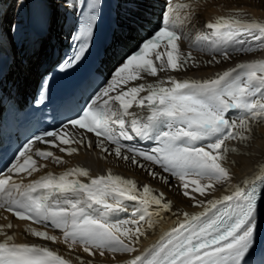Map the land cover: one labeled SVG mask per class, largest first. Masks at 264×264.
Segmentation results:
<instances>
[{"label":"snow or ice","instance_id":"6c2138e0","mask_svg":"<svg viewBox=\"0 0 264 264\" xmlns=\"http://www.w3.org/2000/svg\"><path fill=\"white\" fill-rule=\"evenodd\" d=\"M87 7L90 14L73 34V39L78 42L76 52L57 65L58 71L63 72L68 66L79 64L91 47V41L86 37L90 38L94 34L98 16L91 12L94 7L91 0ZM206 28L210 31L198 36L197 40L207 41L208 50L219 53L225 59L229 57V48L233 44L238 46L233 50L239 52L264 47V23L218 17L214 22L207 23ZM245 35L257 42L255 48L242 38ZM179 39L175 25L166 23L138 51L126 58L115 72L112 82L94 98H90L91 104L82 107L77 113L78 118H70L64 128L72 126L76 132L86 129L97 137L102 136L105 141L116 146L115 155L120 157L123 148L121 138L130 140L132 134L151 138V133L163 124L167 130L157 133L155 139L159 146L151 153L136 149L128 151L158 165L164 172L182 181L186 189L185 196L190 194L187 191L189 177H193L190 183L196 186L195 191L204 195L206 189L213 187V181L230 179L229 170L222 166L221 161L226 151L223 148L225 141L237 138L231 131L237 125L230 122L226 114L231 109H239L253 116L264 114V60L241 63L210 79L178 80L170 76V87H165V81L160 80L154 85L140 84L129 91L121 89L116 95H110L116 91V85L137 80L141 73L156 76L158 68L154 65L152 55L161 61V71L168 68L173 71L184 70L193 57L190 52L186 56L180 53ZM165 41L166 62L162 60L164 52L157 51ZM168 46L171 50H167ZM48 80L46 75L41 83V96L47 93ZM145 88L149 94L137 99ZM117 101L119 112L114 111L110 103ZM133 103L142 108L146 106L150 114L143 118V122L133 117L126 127L124 117L132 115L129 109ZM240 124L245 125V121H240ZM114 125L119 126L118 130ZM57 135V132L45 133L48 137ZM240 138L247 139L245 136ZM36 140L44 141V136H37ZM32 143L25 145L26 150L20 152L21 157H26L25 164L32 160L27 155ZM64 143L69 141L64 140ZM80 143L85 141L80 139ZM69 151L77 150L73 148ZM104 151L108 152V149L104 148ZM38 155L48 158L53 154L39 152ZM123 158L129 159L128 156ZM133 163L144 167L135 159ZM37 170L35 161L29 168L14 164L10 169L14 172L26 171L29 176ZM149 175L155 178L158 174L150 170ZM81 176L89 177V182H82L79 179ZM11 179L10 176L0 179V208H6L21 220L41 224L50 222L63 232L66 243L69 240L72 242L69 247L80 243L84 246L83 251L93 256V249L99 250L101 256L106 251L137 253L136 244L139 237L144 235L139 221H145L146 217L152 215L148 205L171 208L170 203L164 202L163 193L153 194L154 190L148 185L141 192L136 181L111 172L107 176L91 178L85 169H71L58 177L48 174L27 186L14 182L10 184ZM201 180L207 183L201 186ZM228 191L231 194L208 200L206 204L198 201L205 207L204 212L196 215L184 213L182 222L164 233L157 243L133 255L127 264H247L256 245L258 212L264 208V176L245 180L242 186L230 185ZM125 200L139 201L142 207L135 209L132 220L111 223L113 214L127 210ZM130 224L137 225L135 233L127 227ZM30 231L38 238L50 241L57 239L47 231L34 228ZM122 236L129 242L126 243ZM0 264H70V261L46 246L17 243L13 236L6 235L0 242Z\"/></svg>","mask_w":264,"mask_h":264},{"label":"bare ground","instance_id":"6f19581e","mask_svg":"<svg viewBox=\"0 0 264 264\" xmlns=\"http://www.w3.org/2000/svg\"><path fill=\"white\" fill-rule=\"evenodd\" d=\"M42 1L48 8L54 9L53 12L57 13L53 18L55 20L50 29L51 34L47 39L37 40L30 35V25L35 21L38 14L34 0H22L20 7L19 4L16 5L15 16H12V9L15 7L16 0H0V55L8 53L15 58V63L6 76L10 82L6 92L10 96L15 94L21 97L28 90H32L31 87L34 86L38 78L39 69L52 63L51 59L49 60L51 52H47L43 48L44 45L47 44L52 50L58 43L62 42L65 34H67L65 33L64 25L67 20L68 22L71 21V13L76 4L75 0ZM120 1L121 5L117 8V12L119 13V20L123 29L118 32L117 45H113L109 50V58L105 61V64L109 67L119 61L123 54L131 48H129L131 45L130 42L136 38L139 27L153 25L152 17L154 14L156 15L155 10L158 9L157 5L161 4V0ZM254 1L236 0L238 5H235L234 0L182 1L178 4L179 8L175 13L186 15V20H184L182 25V20L180 21L179 28L183 38H180L177 43L180 53L186 56L190 52L193 60L189 61L184 70L173 71L168 68L161 71L159 67L161 61L152 55L151 58L153 59L154 65L158 68L156 76L141 73L140 78L137 80H130L127 83L116 85V91L111 92L110 95H116L121 89L129 91L131 87H138L140 84H144L145 86L148 84L154 85L160 80L165 81V87H170L171 84L168 81V77L170 76L178 80L210 79L214 78L218 73H223L224 71L237 67L241 63L247 62V60H264V50L262 49L235 54L229 53L227 59L219 53L205 56L192 53L190 48L194 46V39L192 36L186 35L188 32H192V35H194L197 30L206 28L207 23L214 22L218 17H235L242 21L264 23V0H256V3ZM54 3L55 6L56 4H60L61 8L64 7V10L68 14L61 15L60 11L58 9L56 10ZM127 4L130 5L127 6ZM136 5L138 9L134 10V6ZM127 16L132 18H128ZM142 22L147 24L143 25ZM248 38L251 39V42L256 43L252 41L251 37ZM166 44L167 42L163 43L157 50L164 52L162 60L165 62L167 61ZM167 50H171L170 46H168ZM147 92V88H145V90L138 94L137 99L145 96ZM129 98L125 97V99ZM110 103L114 111H120L118 101ZM129 112L132 115L127 116L125 119L126 127H128V123H130L133 117L143 122V118L150 114L147 108L136 107L135 105L129 109ZM226 118L237 125L231 129L237 138H229L225 141L223 148L226 151L223 152L224 159L221 161L222 166L229 170L230 179L223 182L213 181V187L206 189L204 195H200L199 192L195 191L196 186L191 185L190 181L193 177L187 178L189 181L187 191L190 194L185 196L184 192L186 189H184L182 181L170 173L164 172L158 165L128 152V149H136L145 153H151V149H155V142L159 145V142L155 139L157 133L161 130H167L163 124L159 125L157 130L151 133L152 139L136 136L129 129V133L133 135V138L130 140L121 138L123 148L120 157L115 155V147L105 144L102 145L101 141L81 132H71L69 138H53L51 139L52 143L50 146H35V148L39 147L43 152H52L53 155L51 157L44 158L43 161H40L33 154L30 155L32 160L28 161V163L32 164V161H35L37 171L32 172L31 176L26 171L15 172L14 175H11V183L26 184L37 179L47 171H53L58 177L71 169H85L89 172L91 178H96L101 175L107 176L111 172L113 175L136 181L138 189L141 192L143 187L148 185L154 190L153 194L163 193L164 202L170 203L171 208L161 209L160 206L154 204L148 205V211L152 215L150 218L146 217L145 221H139V226L141 231L144 232V235L139 237V241L136 244L138 248L137 253H111L106 251L101 256L99 250L93 249L95 255H89L83 251L84 246L80 243L69 247L72 242L69 240L66 243L62 237L64 236L63 232L59 234V230H48L43 227L32 226L26 222L15 221L7 214L1 212L0 240L5 239L6 235H8L13 236L17 243L46 246L72 264H127V261L133 255L139 254L151 247L160 240L164 233L176 227L179 222H182L185 219L184 213L196 215L204 212L205 207L201 206L198 201L206 204L208 200L220 199L224 195L231 194L228 191L230 185L242 186L245 180H252L264 173V124L254 122L264 121V114L253 116L250 113H241L239 109H236L235 111H229L226 114ZM242 120L245 121V125L243 126L240 124ZM113 127L116 129V125ZM241 136H245L247 139H241ZM80 139H83L85 143H80ZM64 140H68L69 143H64ZM73 148L77 151L70 152L69 150ZM104 148H107L108 152H105ZM124 156H128L129 159H124ZM133 159L139 161L144 167L141 168L136 163H133ZM150 170L156 172L158 175L155 178L149 175ZM161 177L164 179H161ZM79 179L85 183L89 182V177L81 176ZM165 179L167 183H165ZM206 183V181L201 180L200 185L203 186ZM124 203L127 210L113 214L110 217L111 223L132 220L135 209L142 207L139 201L125 200ZM263 215L264 208L258 212L257 220L259 221ZM9 224L12 226L8 227ZM136 226L130 224L127 227L131 228L133 233H135ZM33 228L38 231H47L50 236L57 237L56 241L45 240L34 236L30 231ZM121 238L125 239L126 243L129 242L123 236ZM261 251V256L263 257L264 243L261 245Z\"/></svg>","mask_w":264,"mask_h":264},{"label":"rangeland","instance_id":"374dc122","mask_svg":"<svg viewBox=\"0 0 264 264\" xmlns=\"http://www.w3.org/2000/svg\"><path fill=\"white\" fill-rule=\"evenodd\" d=\"M55 1H56V0H55ZM17 2H18V0H16V3H15L14 6H16ZM234 2H235V5H238L237 2H236V0H234ZM257 2H258V1H257ZM254 3H256V0L254 1ZM257 4H258V3H257ZM54 6H55V3H54ZM14 12H15V7L12 9V16H13ZM14 16H15V15H14ZM11 28H12V27H11Z\"/></svg>","mask_w":264,"mask_h":264}]
</instances>
